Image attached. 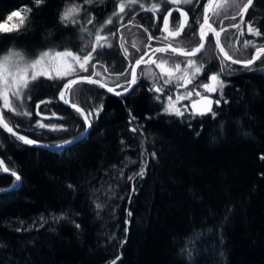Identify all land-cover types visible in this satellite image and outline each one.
<instances>
[{"label": "trees", "instance_id": "1", "mask_svg": "<svg viewBox=\"0 0 264 264\" xmlns=\"http://www.w3.org/2000/svg\"><path fill=\"white\" fill-rule=\"evenodd\" d=\"M155 1L45 0L37 6L35 0H0V23L16 10L25 13L18 30L0 31V55L88 52L97 34L107 37L97 46L105 50L114 36L111 23L115 34L126 22L153 24L155 12L166 9H154ZM208 1L186 4L187 32L196 30ZM246 3L215 23L225 29L228 52L236 57L230 46L238 37L248 59L264 45V0H253L242 13ZM72 6L78 14L61 21ZM250 22L260 36L249 32ZM192 42L183 46L198 43L196 34ZM210 43L215 46L212 36ZM220 66L209 65L206 74ZM233 68L221 102L205 115L158 116L162 102L137 86L108 99L90 135L63 151L23 146L0 128V151L23 176L17 190L0 194V264H264V54L250 67ZM61 83L34 80L31 102L45 100L44 109L73 114L49 100ZM11 112L6 117L14 127L36 136L33 124L22 125L24 115ZM142 165L143 179L129 181ZM14 182L0 168V187ZM61 214L64 219H53Z\"/></svg>", "mask_w": 264, "mask_h": 264}, {"label": "bare ground", "instance_id": "2", "mask_svg": "<svg viewBox=\"0 0 264 264\" xmlns=\"http://www.w3.org/2000/svg\"><path fill=\"white\" fill-rule=\"evenodd\" d=\"M194 1L195 0H192L191 2H187V3H184V4L175 5V6H179L180 8L183 9V11H179V12H183V13H186L188 15H187V18H185L183 16L184 18H181L180 21L179 20H175L174 21V22L178 21V23L174 27H178V25L180 23H184L185 24V27L182 30L181 35L178 36V37H175V38L169 36L170 37V41L168 43H172L173 46L181 48V49H183L185 51H191L192 49L198 47L199 44H200V37H199V33H198V28H199L200 24L204 20V9L208 5L210 0L208 1V3L205 5V7L203 9L202 20L198 24L196 30L187 32L186 29L189 28L191 22L188 19L189 18V12H188V10L186 8V4L192 3ZM219 1L220 0L216 1L212 11L208 15V18H209V22L214 24L216 26V28L218 29V31L220 32V38H221V41L223 43L221 29H219L217 27V25L215 23V20H214V17H213L214 10L216 9L217 4H219ZM175 6H172V7H175ZM165 11H166V9H165ZM164 12H162V13L161 12H155V17H154L155 21L153 22V24L151 22H148L146 24L147 20L144 21V23H139L140 22L139 20H134L135 23L134 22H131V23L130 22H126V23H124L122 25L120 24L118 26L119 29L117 30L116 34L108 42V45H111V47H109L107 45L105 50L102 49V50H99V51H97L96 53L93 54L94 57H97L98 54L101 53V52L106 53L105 57H103L101 59V63H97L96 59H93L92 61H90L88 63V65H87L88 71L85 72V71L80 70L78 64H76L75 62L72 61V65L71 66H72V68L74 70L71 71L70 74H67V75H69L68 77L62 74L63 78L52 79V80H55V82H57V83L60 82V81H62V83H61V85H59V88L56 89L55 95L51 99H49L50 102L55 103L56 105L61 104V105L65 106L66 108L71 109V111L74 112L73 114H69V113L63 112L61 110H53V111H51V110H48V109H44L42 107L43 103H41V102L45 101V100H37L34 103L31 102V99L30 100H25L26 101V110H22V112L25 111V113H30V114H23L24 116H22L20 118L24 120V122L22 123L23 126H25L26 123L27 124H31V125L33 124L32 125L34 127L33 131L35 133H37L36 136H35V135L30 134L29 132H25V131L20 130L19 128L14 127L10 123V121L7 119L6 116L7 115L9 116V112L10 111H12L15 114H17V112L14 111V110L5 109L3 107L2 99H0L1 108L3 110L2 114H3L4 119H6V121L10 125H12L16 131H18L20 133H23V134L27 135L28 137H30V138L38 141V142H42V143H59V142H62V141H65V140H68V139H71V138H75V137L81 136L82 134L85 133V131H86L85 129L87 128V126L84 123V118L80 115V113L76 112V110L74 108L69 107L68 104L66 105V103H64L65 100L71 102L72 104H75V105L81 107L84 110V113L87 115V113L89 111H92V110L96 109L97 107H99L101 105H102V111H103V109L105 108V106L107 104L108 99H110V98H117V99L123 98V97L129 95L131 92H133V90L137 86L140 89L142 88L144 91H147V93H149L150 97L153 98V99L156 96H160V100L154 99L156 102H162V106L160 107L158 116L159 115H164V116H168V117L169 116H176V115L162 114V112H161L162 108L165 106L166 97L168 95L172 94L173 91H174L173 89H175V88L171 87L172 88V90H171V88H167L166 87V85L163 83V81H159L158 82V83L162 84V85H160V84L152 81L151 79H149L148 78L149 76L145 73L146 72L145 68L146 67L147 68L151 67L150 63L147 61L148 59L146 60L147 55L144 56L142 53L139 54V52L136 51L137 48L134 47V45L138 47L139 45H137V44H140V42L143 43V41H148V35L151 33V29L155 30V28H158V27L159 28H163V29L167 28V26H165V24H164L163 18L166 17L168 12H165V13ZM175 12H177V11H175ZM164 14H166V15H164ZM172 14H174V12L171 13L170 16H172ZM163 15H164V17H163ZM169 17H168V21L171 20L170 19L171 17L170 18ZM137 19L141 20V18H137ZM130 25H133V26H130ZM152 25H153V27H152ZM145 29H147V31H145ZM164 33L169 34L166 30L164 31ZM190 33H192V34L190 35ZM195 34L199 37V42L196 43L195 45H193L191 48H188V49L185 48V47H189V45L191 43H193L192 42L193 41V36ZM211 36H212V38L214 40V37H213L212 33L208 32L207 35H206L207 42H206L205 48L200 53L196 54L195 56L189 57V56H184V55H180V54H174L172 51H169V50H167L165 53L172 54L173 58H177V59H185V58L203 59L204 55L206 54L205 50H206V47L209 44V39L211 38ZM115 39H116V43H115ZM214 43H215V41H214ZM121 44L124 45L123 48L120 47ZM184 44H185V47L183 46ZM164 45H166V44H164ZM223 45H224V43H223ZM261 46H264V45H261ZM261 46H258V47H261ZM215 47H216V43H215ZM258 47H256V48H258ZM224 48L226 49L225 45H224ZM124 49H127V51H128V58L127 59H125V57H124ZM216 50H217V58H215V59L213 58V59L208 60L207 62H204L205 64H204L203 71H202L200 77L198 78L199 79L198 81L200 83H205L206 81H208V78L210 77V75L213 74V73L206 74V71L208 70V66L209 65H212L215 62L221 65L222 60L227 61L220 54V52L217 49V47H216ZM226 51L228 52L227 49H226ZM253 51H252V53H253ZM72 52L74 54L81 55V56L83 54L87 53V52H82V51H79V50L72 51ZM149 53H151V51H149ZM252 53H251L250 58L245 59V60L251 59ZM156 54L158 55V53L152 54L151 58L153 56H156ZM228 54L231 55L232 57L236 58L234 55L230 54L229 52H228ZM263 54L264 53L260 54L259 58ZM22 55H24V54L22 53ZM141 56H144V62H142L140 64V66L136 67V69H135L136 70V76H137V82H136V84L131 86V89L128 92H126V93H124L122 95H117L115 93L107 91V89H105L104 87L103 88L100 87L99 83L90 84V83H87L83 79L82 80H77V83L72 85L69 89H66V90L64 89L63 90V88H62V86L65 83H67L69 80H74V79H77V78L91 76V78H93L94 80L100 81V82L110 86L111 88H114L116 92H120V93L124 92L123 88L122 87H117V85H124V87L128 86L125 83V81H129L132 78L131 77L132 68L129 67V65L131 64L132 66H135V60L139 59ZM35 58H38V56L35 57ZM259 58H257V60ZM236 59H239V58H236ZM239 60H244V59H239ZM256 61L253 64L249 65L248 67L254 65L256 63ZM227 62H229V61H227ZM93 64H96L95 69H93V67H92ZM229 64L235 65V66H239V67H245V66H240V65L233 64L231 62H229ZM68 66H69V64H68ZM106 68H107V71L105 70ZM125 71L127 72V75H120L121 72H125ZM94 72H98L99 75H93ZM232 72H233L232 70L231 71H227V72H223V73H220V70L218 71V73L221 74V77L223 78V81L225 82V86H226V78ZM51 74L54 77L56 76L54 72H52ZM154 85L163 86V88H164L163 94L156 93L154 91H149V89L152 88ZM90 86H93L97 90H92ZM224 88H223V90H224ZM61 90L64 91V98L63 99H61L60 96H59V92ZM215 95H217L218 98L220 97L219 100L221 102L223 96L221 97V95L219 93H217V94L216 93H214V94H202L201 96L195 98L192 101L191 106H190L191 111L192 112L200 111V110L196 109L197 107H195V104H196V102L199 99H202V97H204V96H208L210 99H212L213 103L211 105V109L213 111L215 106H216L215 105L216 103H215V100H214ZM46 100H48V99H46ZM37 104H39L38 108H37ZM198 107H201V105L199 104ZM198 109H201V108H198ZM102 111H100V113H102ZM211 112H206V114L211 113ZM18 115L21 116L22 114H18ZM178 117H181V116H178ZM183 117H186V116H183ZM76 118L78 120H80L81 122H77V124H75L76 121H74V120ZM36 122H40V123L46 125V127H39ZM90 122H91L92 126H91V130L89 131V133L83 139H81L79 142L75 143L74 145H76V144L80 143L81 141L85 140L90 135V133L92 132V130H93L94 126H95V114H93V116L90 117ZM60 125H62L64 127V129H66V130H52L51 127H48V126H60ZM68 131H75L76 133L73 134L70 137L60 138V137H62L64 135V133H66ZM5 133H7V132H5ZM8 135H10V134H8ZM40 135L42 137H40ZM49 135H51L54 138L53 139L45 138V137H48ZM12 138L16 139L15 137H12ZM16 140L18 142H20L23 146L51 151L49 149H45V148H41V147H36V146L29 145V144H25L19 139H16ZM74 145H72V146H74ZM71 147H68L66 149H69ZM63 150H65V149H63ZM63 150H60V151H63ZM51 152H59V151H51ZM0 156L3 157L1 151H0ZM7 165H8V163H7ZM8 167H9V165H8ZM0 168L2 170V173L7 174V173H5L3 171V168L1 166V164H0ZM13 171H15V170H13ZM16 172H18V171H16ZM7 175H9V174H7ZM12 178H14V177H12ZM15 182H16V180H15ZM14 183H12L11 185H13ZM22 183H23V176H22ZM22 183H21V185H22ZM11 185H8V186H11ZM5 187H7V186H5ZM17 189H15V190H17Z\"/></svg>", "mask_w": 264, "mask_h": 264}, {"label": "snow or ice", "instance_id": "3", "mask_svg": "<svg viewBox=\"0 0 264 264\" xmlns=\"http://www.w3.org/2000/svg\"><path fill=\"white\" fill-rule=\"evenodd\" d=\"M45 0H35V3L37 6H39L40 4L44 3ZM90 0H84V3H89ZM252 4V0H247V3L244 5L243 9H242V13L243 12H247L248 7ZM125 11V5L124 4H120L119 5V12L123 13ZM79 9L75 6L69 7L67 10H65L62 14H61V21H70L71 18L73 17L74 14H78ZM205 12H207V9H205ZM11 15H20L19 12H14ZM169 15H171V12H169ZM181 16H184L185 14L183 12L180 13ZM233 19H235V17H232ZM8 19H11V16L8 17ZM131 19V18H130ZM72 23H75L74 20L71 21ZM109 23H111V21H108ZM21 23H23V17L21 18ZM88 23H92L91 20L88 21ZM164 24L165 26H167L168 24V18L164 17ZM205 25L208 26V29H210L216 37V43L217 45H219V37H220V32L216 31L214 28H212V25L209 24V18L207 15H205L204 17V22L203 24L200 25V40L201 43L198 47L192 49L191 51H184L181 48L178 47H174L172 45V43H168L166 44L164 47H152L151 43H148L146 45V48H148L151 53H164L166 52L168 49H170L174 54H180V55H184V56H195L197 53H199L201 51V49L204 47V43L203 41L205 40V37L207 35L206 31H205ZM185 24L184 23H180L178 25V27L176 28L175 31H172L169 33V36L175 38L181 35L182 30L184 29ZM238 27V25H237ZM19 29V25L16 26V30ZM248 29L249 32L254 34L255 36H260L261 32L259 31L258 28H254L252 23L250 22L248 25ZM225 29H221V31H224ZM145 31H147V29H145ZM113 35H115V32L112 33ZM192 33H190L191 35ZM89 35H91V33H89ZM96 39V44H93L91 47V51L87 52L86 54L81 55H77L74 54L72 51L70 50H62V51H44L42 53H40L39 57L28 61L25 60L24 56L21 54V52L19 51H10L8 54H3L0 55V85L3 86V90L2 92H0V95H2L3 97V107L5 109H10V110H15L17 112V114L20 113V110L23 108V104L25 100H30L31 96L30 94L25 96V90L28 88V84L30 81H34L37 79V75H44L47 76L48 79H56V78H63V76L61 75L59 69L56 70V76L54 77L51 74V70L48 72L45 71H35L39 65H41L42 62H44L46 60V58H48L49 60H54L57 58H61V57H67V58H71V61L75 62L76 64H78L79 69L82 71L87 72L88 71V63L90 61H92L93 59H96L97 63H101V59L106 55V53L101 52L98 54L97 57H94L93 54L96 53L97 51V46L103 48L105 45L101 44L100 41L101 40H106L107 37L106 36H101L99 34L96 35L95 37ZM157 40V41H161V40H167L168 37H159V36H153L151 33L148 35V41L151 42L153 40ZM246 44L249 42H245ZM109 47H111V45H108ZM121 48L124 47L123 44L120 45ZM135 47V45H134ZM137 51H139V49H137ZM221 51H223V48H221ZM260 53H264V47L262 48H258L257 49V54L253 59L247 60L244 63L245 67H248L249 65L254 63V60L259 58ZM149 55L148 52L144 53V56ZM225 58L227 59H231V57L228 56L227 53L224 54ZM144 56H141L139 59L135 60V66H132L131 64L129 65V67L132 68L131 71V80L129 81H125V83L128 85L127 87H124V85H117V87H122L124 92H128L131 89V86L136 84L137 82V76H136V67H139L140 64L142 62H144ZM15 57V59H13ZM124 57L125 59L128 58V51L127 49H124ZM148 62L156 64V67L160 69V75L162 77H165L164 79V84L167 85L169 83L172 82L173 79H175L176 81H183L182 84H179V87H187L188 84H191L193 82V79L200 73H202L204 65L203 63L197 64L196 61L188 59L184 62L185 67H181V63H175L171 66L166 67V65H168V61L165 59H160L159 62H157L154 59H150ZM232 63H240V61L237 60H232ZM93 69H95L96 64L92 65ZM29 69H32L34 71L31 72V74H29ZM74 69L72 68L71 65H69V67L65 70V72L63 73V75H67L69 72L73 71ZM107 71V68L105 69ZM225 71V65H223V63L221 64V68H220V73H223ZM93 75H99L98 72H94ZM120 75H127V72H121ZM186 77H188L187 79H185ZM81 79L85 80L87 83L90 84H96L99 83L98 81L94 80L91 78V76L89 77H82ZM210 81L215 82L214 85H210L209 83H203V88L205 90V92L208 93H215L217 92V90H219L221 97L223 96V88L225 87V82L223 80H221L219 78V74H213L208 78ZM75 83H77V80H69L67 83H65L62 88L63 89H69L72 85H74ZM100 87H106L105 84L100 83ZM107 91L109 92H114L115 89L114 88H107ZM149 91H154L156 93H160L163 94L164 92V88L163 86H156L154 85L152 88L149 89ZM193 90H189L188 92H186L183 95H177L175 100H173V96L172 95H168L167 96V103L165 104V106L162 108L161 112L162 114H167V115H176V116H181L183 117L185 115L186 112L189 111L187 106H184L183 110H181L180 107H177L176 105L179 103L180 100L182 99H186L189 98L193 95ZM117 95H122L123 93L117 92ZM195 95H197L198 97L201 95L200 92L196 91ZM10 96L13 100L15 101H19V103H11L10 102ZM59 96L61 99L64 98V91L61 90L59 92ZM154 99L156 100H160V96H156L154 97ZM203 101L208 105V107L206 108L205 111H198V112H192L191 115L195 116V115H205L206 112H211V105L213 103L212 99H210L208 96H204L202 97ZM47 101H42L41 103H46ZM226 102V101H225ZM64 103H69V101L65 100ZM215 103L218 105L220 103V100L217 99L215 101ZM73 108H75L76 112L80 113V115L84 118V123L87 126V128H91V122H90V117L93 116V114H95V116L98 118L99 117V113L100 111H102V105L97 107L96 109L89 111L87 113V115H85V113L82 111V109L80 107H77L75 104L71 105ZM39 107V104H37V108ZM3 110L0 109V125L3 126V128L11 133L12 135H16V133L13 131V128L9 126V124L7 122L4 121L3 115H2ZM24 114H30V113H24ZM213 116H215V113H212ZM38 124L39 127H46V125L40 123V122H36ZM131 123V121H130ZM51 127L52 130H66L64 129V127L62 125L60 126H48ZM87 130V129H85ZM131 131L136 132L137 128H132ZM17 139L23 141V143L25 144H29V145H34V144H38V141L34 140V139H28L23 135H20L17 137ZM72 141H68L66 140L65 143H71ZM124 141L121 140V144H123ZM155 153H152V156L155 157ZM261 160H264V155L260 156ZM126 166V165H125ZM113 167H115V165H113ZM147 170V165H142L138 171H136L133 175H129L127 177V179L129 181H133L135 180L137 177H139L140 179H143L145 173ZM5 172L8 171L7 168L4 169ZM121 174H123V169H121ZM11 175L15 177V180L17 182L21 181V177L20 175L17 174V172L12 171ZM18 186V185H16ZM68 187L70 189H73L74 186L69 184ZM135 186L132 187V191L135 192ZM95 207L97 209H100L102 207V205L100 203H96ZM127 215L129 217H131L132 212L128 211ZM64 215L61 214L59 217L53 216L54 220H62L64 219ZM42 220H44V218H41ZM45 223L47 222L46 220L44 221ZM73 223H75L73 221ZM42 226V225H41ZM76 228H80L79 224H75ZM113 264H115V262H113Z\"/></svg>", "mask_w": 264, "mask_h": 264}, {"label": "rangeland", "instance_id": "4", "mask_svg": "<svg viewBox=\"0 0 264 264\" xmlns=\"http://www.w3.org/2000/svg\"><path fill=\"white\" fill-rule=\"evenodd\" d=\"M150 1H154V0H150ZM157 2H161V1H163V0H156ZM155 1V2H156ZM192 0H166V4L164 5V6H166V9L169 7L170 8V6H171V4L172 5H178V4H184V3H187V2H191ZM240 2H241V0H220L219 1V4H217V7H216V9L214 10V13H213V17H214V20H215V22H218V21H221V20H226L225 18L227 17V16H229V15H227L229 12H230V9H232V7L234 6L235 7V9L237 8V7H239V4H240ZM170 3V4H169ZM123 4V3H122ZM233 10V9H232ZM14 12H19L20 13V15H9V16H11V19H8V17L6 18V20H4L3 22H1L0 23V31H11V30H14V29H16V26L17 25H19V27H20V25L22 24L21 23V18L23 17V19H24V15H25V13H24V11L23 10H16V11H14ZM13 12V13H14ZM185 18H187V16H184ZM183 16H181L180 14H178V15H176V17H174V19L173 20H169L168 21V25H167V28H165L164 30H166L168 33H170V32H172V31H175L176 30V28L177 27H174V26H176V24L178 23V21L177 22H174L175 20H181V18H184ZM110 21H112V20H110ZM112 25H110V30H109V32L111 33V35H112V33H113V31H114V29L113 28H111L114 24L113 23H111ZM116 29L118 30V27L116 26ZM110 35V36H111ZM167 36H169V34H167ZM226 38L227 39H230V35L228 34L227 36H226ZM240 39L238 38V37H235V41L233 42V44L230 46L231 47V49H232V52L234 53V54H236V57L237 56H239V55H237V54H241L242 53V50H243V52H244V49L245 48H242V50L239 48V43H238V41H239ZM148 43V41H143V43H141L140 42V44H137V45H139L138 47H139V54L140 53H142L143 51H144V49H145V47H146V44ZM11 51H13V50H11ZM15 51H18V50H15ZM46 51H52V52H55L54 50H46ZM136 51H137V49H136ZM10 52V51H9ZM9 52H7V53H5V54H8ZM20 52V51H19ZM44 52V51H43ZM205 52H206V54L204 55V57H203V59H196V58H194V59H191V58H185V59H177V58H173V56H172V54H169V53H158V55L156 54V56H153L152 57V59H154V60H156L157 62H159V60L160 59H165V60H167L168 61V65H166V67H168V66H171V65H173V64H175V63H181V67L183 68V67H185V64H184V62L186 61V60H188V59H191V60H194V61H196L197 62V64H200V63H203V65L205 64L204 62H207L208 60H210V59H215V58H217V50H216V48H215V46L213 45V44H208V46L206 47V50H205ZM251 53H252V51H251ZM22 54V53H21ZM137 54V53H136ZM24 56V58H25V60H28V61H31V60H34V59H36V58H33V59H31V58H29L28 56H25V55H23ZM246 56H248L247 54H245V52L243 53V54H241L238 58L239 59H244L245 60V58H246ZM39 57V56H38ZM13 59H15V57L13 58ZM71 60V58H67V57H61V58H57V59H54V60H49L48 58H46V60L44 61V62H42L41 63V65H39L38 66V68L35 70V71H37V72H39V71H45V72H48V71H50L51 70V73L52 72H54L55 73V75H56V70L57 69H59V71H60V73H61V75L65 72V70L69 67L68 66V64L69 65H72V61H70ZM202 60V61H201ZM222 63H223V65H225V71L224 72H227V71H234L235 69L233 68V65H231V64H229V62H227V61H225V60H222ZM221 63V64H222ZM150 66L151 67H146L145 68V73L149 76L148 78L149 79H151L152 81H154V82H156V83H158L159 81H163V83H164V79H165V77H162L161 75H160V69H158L157 67H156V64H153V63H150ZM32 71H34V70H32V69H29V74H31V72ZM71 72H69L68 74H70ZM213 74H219V78L221 79V80H223V78L221 77V74L220 73H218V72H215V73H213ZM213 74H211V75H213ZM200 75H201V73L200 74H198L194 79H193V82L191 83V84H188L187 85V87H179V84H182L183 83V81H176L175 79H173L172 80V82L171 83H169V84H167L166 85V87L167 88H175V89H173L174 91H173V93L172 94H170V95H172L173 96V100H175V98H176V96L177 95H183V94H185L186 92H188L189 90H193L194 89V91H193V95L191 96V97H189V98H186V99H182V100H180L179 101V103L176 105L177 107H180L181 108V110H183V108H184V106H187L188 107V109H189V111L188 112H186L185 113V115L184 116H188V115H190L191 113H192V111H191V108H190V106H191V103H192V101L195 99V98H197L198 96L197 95H195V92L196 91H198V92H200V94L202 95V94H214V93H208V92H205V90H204V88H203V83H200L198 80V78L200 77ZM210 75V76H211ZM42 76H44V75H37V79H39L40 77H42ZM65 76H69V75H65ZM45 77H47V76H45ZM66 77V78H67ZM188 77H186L185 79H187ZM33 81H30L29 82V84H31ZM205 83H209L210 85H214L215 84V82H212V81H210L209 79H208V81H206ZM29 84H28V88L25 90V96H27V95H31V93H30V91H29ZM158 84H160V83H158ZM160 85H162V84H160ZM172 88H171V90H172ZM2 90H3V86L2 85H0V92H2ZM216 94L217 93H219L220 94V92H219V90H217V92H215ZM200 95V96H201ZM0 97H1V99H2V103H3V97H2V95H0ZM167 98V97H166ZM220 98V97H219ZM218 97H217V95H215V97H214V100L216 101L217 99H219ZM10 102L11 103H19V101H15V100H13L12 98H11V96H10ZM167 103V99H165V104ZM216 105V104H215ZM22 110H26V101H24V104H23V108L20 110V113L19 114H24L25 113V111H23L22 112ZM15 111V110H14ZM5 187V186H4ZM0 188H2V187H0Z\"/></svg>", "mask_w": 264, "mask_h": 264}, {"label": "water", "instance_id": "5", "mask_svg": "<svg viewBox=\"0 0 264 264\" xmlns=\"http://www.w3.org/2000/svg\"><path fill=\"white\" fill-rule=\"evenodd\" d=\"M216 1H217V0H210V1H209L208 5L205 7V9H207V12H205V9H204V17H205V15H207V16L209 15V13L212 11V9H213V7H214ZM252 2H253V0H252ZM175 11H183V9L180 8L179 6L172 7V8L168 11L166 17L168 18V17L170 16V15H169V12L173 13V12H175ZM203 22H204V20H203ZM203 22H202L201 24H203ZM201 24H200V25H201ZM209 24L212 25V28H214L216 31H218V29L216 28V26H215L214 24H212L211 22H209ZM204 27H205V31H206V33H208V32H209V33H212V35H213V37H214V41H215V43H216V37H215V34H214L210 29H208V26H207V25H205ZM198 33H199V37H200V26H199V28H198ZM206 42H207V40H206V37H205V40L203 41V43H204V47L201 49V51L205 48V46H206ZM200 43H201V40H200ZM199 45H200V44H199ZM164 46H165V45L158 46V47H164ZM174 47H175V46H174ZM216 47H217V49L219 50L220 54L224 57V59H226L227 61H229V62H231V63H232V60H237V61H240V63H235L236 65L244 66V63H243V62H246V61H247V60H239V59H236V58L232 57L231 55H229L228 52L226 51V49L224 48V45H223V43H222L220 37H219V45H217V43H216ZM262 47H264V46H261V47H258V48H262ZM221 48H223V51H221ZM258 48H256V49L253 51L251 59H253V58L256 56V54H257V49H258ZM168 50L171 51L170 49H168ZM184 51H185V50H184ZM201 51H200V52H201ZM200 52H199V53H200ZM225 53H227L228 56L231 57V59H227V58H225V55H224ZM197 54H198V53H197ZM260 54H262V53H260ZM249 60H250V59H249ZM256 60H257V59H255L254 62H255ZM92 79H93V78H92ZM75 80H82V79H81V78H77V79H75ZM96 81H97V80H96ZM98 82H99V84L102 83V82H100V81H98ZM103 84H104V83H103ZM105 85H106V84H105ZM109 87H110V86L106 85V87H104V88L107 89V88H109ZM63 90H64V89H63ZM112 93H115V94H116L117 92L114 91V92H112ZM121 93L124 94L125 92H121ZM67 104H68L69 107L73 108V107L71 106V105H72L71 102H69V103H67ZM67 104H66V105H67ZM199 104L201 105V107H198ZM76 106H77V105H76ZM77 107H79V106H77ZM195 107H197V108H196L197 110L205 111L206 108L208 107V105L203 101V99H199V100L196 102ZM80 108H81V107H80ZM198 108H201V109H198ZM0 109H2V108H1V104H0ZM74 109H75V108H74ZM81 109H82V108H81ZM82 111L84 112L83 109H82ZM2 115H3V114H2ZM85 115H86V114H85ZM3 118H4V117H3ZM4 121L7 122L6 119H4ZM7 123H8V122H7ZM8 124H9V123H8ZM9 126L13 128V131L16 133L15 136L12 135L11 133L7 132V131L3 128V126L0 125V127H1L5 132H7L8 134H10L12 137H15L16 139H17V137L20 136V135H23V136H25V137L28 138V139H32V138L28 137L27 135H25V134H23V133H20V132L16 131L12 125L9 124ZM86 129H87V130L85 131V133L82 134L81 136H79V137H75V138H71V139H68V141H72L71 143H65L66 140H65V141H62V142H59V143H42V142H38V144H34V145H32V146H36V147H41V148L49 149V150H51V151H60V150L66 149V148H68V147H71L72 145H74L75 143H77V142H79L81 139H83V138L89 133V131L91 130V128H86ZM22 142H23V141H22ZM0 164H1L2 168H3V171H4L5 168H7L8 171H7V172L4 171V172L7 173V174H9L10 176H12V175H11V172H12L13 170L10 169V168L8 167L6 161H5L4 158L1 157V156H0ZM15 172H16V171H15ZM17 174L20 175L18 172H17ZM12 177H14V176H12ZM20 177H21V181H19V182L16 181V182H15L13 185H11V186H7V187H2V188H0V194L8 193V192H11V191L17 189V188L21 185V183H22V176L20 175ZM14 178H15V177H14ZM16 185H18V186H16Z\"/></svg>", "mask_w": 264, "mask_h": 264}, {"label": "flooded vegetation", "instance_id": "6", "mask_svg": "<svg viewBox=\"0 0 264 264\" xmlns=\"http://www.w3.org/2000/svg\"><path fill=\"white\" fill-rule=\"evenodd\" d=\"M167 2H166V0H164L163 2L161 1V2H155V5L153 6V8L154 9H156L157 11L161 8V7H164L163 5H165ZM170 4V3H169ZM178 5H180V4H178ZM172 6H175V5H172L171 4V6H170V8L172 7ZM169 7L166 9V11L165 12H168V10L170 9ZM164 12V13H165ZM181 12H179V11H177V12H174V14H172V16H170L169 18L171 19V20H173L174 19V17H176V15H178V14H180ZM185 15L184 16H187L188 14H186V13H184ZM164 15H166V14H164ZM164 15H163V17H164ZM163 20H164V18H163ZM119 29V28H118ZM164 29L162 28V29H160L159 31L158 30H152L151 29V34L155 37V36H159V37H168V39L167 40H161V41H157V40H153V41H151V42H148V43H151L152 44V47L154 48V47H157V46H161V45H164V44H168V42L170 41V37L169 36H167V33H164ZM147 43V44H148ZM146 44V45H147ZM137 49H139V47H137V46H135ZM149 49L148 48H146L145 47V49H144V51L142 52V54L144 55V53L145 52H148L149 53ZM141 54V55H142ZM153 53H149V55H147V57H146V60L147 61H149L150 59H152L151 58V55H152ZM150 63V62H149ZM159 69V68H158Z\"/></svg>", "mask_w": 264, "mask_h": 264}]
</instances>
